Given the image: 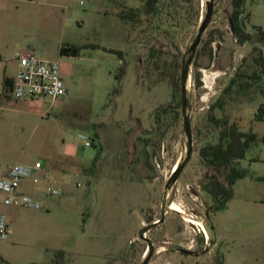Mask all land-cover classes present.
I'll list each match as a JSON object with an SVG mask.
<instances>
[{
	"label": "rangeland",
	"instance_id": "obj_1",
	"mask_svg": "<svg viewBox=\"0 0 264 264\" xmlns=\"http://www.w3.org/2000/svg\"><path fill=\"white\" fill-rule=\"evenodd\" d=\"M142 3L72 0L69 25L58 40H43L37 31L34 40L24 37L25 30L16 31L19 17L0 13V52L6 50L0 91L1 78L15 72L13 52L28 47L42 57L48 55L40 47L56 52L67 87L53 102L0 100V173L35 160L55 167L53 174L56 168L68 172L64 181L52 182L62 185L61 194L47 193L43 178L20 180L16 191L39 206L7 204L0 190L8 230L0 234V264L49 263L59 248L65 251L59 264H140L148 246L138 230L162 213L164 219L143 232L154 246L147 264H264V141L252 142L239 158L247 173L232 184L223 208L201 187L211 167L198 152L218 138L212 112L264 133V120L255 119L258 105L264 106L263 79L240 94L241 103L227 99L224 110L209 109L230 76L252 69L253 44L238 42L231 32L230 0H212L196 44L208 0H158L151 13L143 12ZM131 9L134 16H121ZM242 17L248 31L255 24L264 29V0H245ZM69 44L77 48L58 52ZM188 143L184 170L167 186ZM171 201L182 211L172 210Z\"/></svg>",
	"mask_w": 264,
	"mask_h": 264
},
{
	"label": "trees",
	"instance_id": "obj_2",
	"mask_svg": "<svg viewBox=\"0 0 264 264\" xmlns=\"http://www.w3.org/2000/svg\"><path fill=\"white\" fill-rule=\"evenodd\" d=\"M231 10L229 13V26L231 25L233 34L240 43H252L253 52L250 56V63L253 65L250 71L237 70L232 76L229 77L226 84L221 89L220 97L209 104V109L220 107L224 110V101L227 103L236 104L241 103L243 94L253 85L259 83L261 79L264 80V29L262 26L255 24L253 31H248L245 27L244 12L245 0H230ZM158 0H143L141 9L145 13H151L155 10ZM121 13L124 15H135V9L129 12ZM211 36L208 42L213 40ZM257 43V44H256ZM77 46L69 44L68 46H61L60 52L72 50L74 51ZM108 50L121 53L119 49L109 48ZM246 59V58H244ZM260 90L264 92L259 84ZM11 79L4 75L2 78V90L0 98L10 100L11 97ZM243 92V93H242ZM226 97V98H225ZM221 99V100H220ZM223 99V102H222ZM255 119L264 120V106L259 104L255 111ZM209 120L215 127L218 128V138L215 142H207L203 144L198 152L204 162L210 165L215 173V178L211 183L214 195L219 196V208L226 206L228 199L232 195V184L239 177L247 173V169L238 165L239 158L245 155L248 146L256 141L258 138L264 141V133L259 135L256 131L249 129L243 130L239 127L237 121L229 118V114L217 116L213 112L209 113ZM65 251L61 248L53 251L52 257L46 263L34 264H59L60 260L64 258ZM222 264L221 260L220 263Z\"/></svg>",
	"mask_w": 264,
	"mask_h": 264
},
{
	"label": "built area",
	"instance_id": "obj_3",
	"mask_svg": "<svg viewBox=\"0 0 264 264\" xmlns=\"http://www.w3.org/2000/svg\"><path fill=\"white\" fill-rule=\"evenodd\" d=\"M13 56L16 61L15 72L11 76L10 93L13 99L23 101L48 99L53 102L66 93L67 89L60 73L58 57H40L32 50H16ZM78 137L83 138L86 145L90 143L84 133L79 132ZM23 177L33 182H37L40 178L47 180L45 187L47 193L61 194L63 191L62 185H52V182L58 179L43 165L42 161L35 160L33 164L28 165L15 162L0 173V190L7 193L4 197L5 203L39 206V200L32 198L29 194L16 191ZM3 220L4 214H1L0 234L5 237L8 230Z\"/></svg>",
	"mask_w": 264,
	"mask_h": 264
},
{
	"label": "crops",
	"instance_id": "obj_4",
	"mask_svg": "<svg viewBox=\"0 0 264 264\" xmlns=\"http://www.w3.org/2000/svg\"><path fill=\"white\" fill-rule=\"evenodd\" d=\"M71 1L72 0H0V13L6 10L9 12H14V15L17 16V19L19 17V24L17 25L16 31L25 30V32L23 33L24 37H29L30 39L34 40L37 36L35 33L37 31L40 35L39 37H41L43 40H58L65 35L66 26L69 25V7ZM60 47L58 48L59 53H61ZM25 49L33 51V47H28ZM38 50L42 54H47L48 56L46 58L56 57V52L54 53L52 50H46L41 47ZM5 51L6 50L4 48L3 51L0 52V55L3 56V52ZM22 51L25 50L23 49ZM11 60L12 58H8L6 59V62H9ZM6 76L11 79L12 75ZM2 99L3 98H0V100ZM30 102L34 101H29V103ZM45 167L49 170L55 171L54 169H52L53 166ZM56 171L57 173H55L54 175L56 176L58 181L60 177L61 181H64L63 177H65L66 173H68L67 170L56 168Z\"/></svg>",
	"mask_w": 264,
	"mask_h": 264
},
{
	"label": "water",
	"instance_id": "obj_5",
	"mask_svg": "<svg viewBox=\"0 0 264 264\" xmlns=\"http://www.w3.org/2000/svg\"><path fill=\"white\" fill-rule=\"evenodd\" d=\"M211 9H212V0H208L207 11H206V13L204 15V18H203V21L201 23V26H200L197 34H196L194 44H196L199 41V39H200V37L202 35V32L204 31L205 24H206V19L209 17V14L211 13ZM230 28H231V25H230ZM231 32L233 33L232 29H231ZM187 76H188V70L186 68H184L182 70V74H181V77H180L182 109H184V106H185V86H186ZM191 151H192L191 143H188V150L186 152V158L185 159H188V157L190 156ZM163 219H164V215L162 213L161 216L159 217V219L149 222L143 228L138 230V235L141 238H143L144 240L147 241V246H148L147 254H146L145 258L143 259V261L140 264H147L151 254H152V251L154 249L152 241L150 240L149 237L145 236L143 232L146 231L147 229L151 228L152 226H154L158 222L162 221ZM181 250L184 251V252H187V253L190 251L189 249H186V248H181Z\"/></svg>",
	"mask_w": 264,
	"mask_h": 264
},
{
	"label": "flooded vegetation",
	"instance_id": "obj_6",
	"mask_svg": "<svg viewBox=\"0 0 264 264\" xmlns=\"http://www.w3.org/2000/svg\"><path fill=\"white\" fill-rule=\"evenodd\" d=\"M184 124L187 125V120L186 119H184ZM187 141H189L188 137H187ZM187 148H188V146H187ZM185 158H186V156H185ZM185 158L181 162H179V164H177V166L173 167L172 172L169 174V176H168V178L166 180L167 186L171 185L172 182H175V180L178 178V176L184 170V167H185L184 165L186 164V162L188 160V159H185ZM213 173L214 172H213L212 169L208 173H205L204 180L202 181L201 187L203 188L204 191L208 192L209 197L211 199H213V201H216V202L218 201L219 202L220 197L214 195V193L212 191V187H211V183H212L213 179L215 178V175H214L215 173L214 174ZM208 213H209V211L206 210V215ZM155 220H157V219H155ZM157 224H155V225H157Z\"/></svg>",
	"mask_w": 264,
	"mask_h": 264
},
{
	"label": "bare ground",
	"instance_id": "obj_7",
	"mask_svg": "<svg viewBox=\"0 0 264 264\" xmlns=\"http://www.w3.org/2000/svg\"><path fill=\"white\" fill-rule=\"evenodd\" d=\"M176 166V165H175ZM174 166V167H175ZM169 207L172 208V210L182 211L181 207L176 203L175 201H171L168 203ZM189 221H193L191 218H186ZM204 230V229H203ZM205 231V230H204Z\"/></svg>",
	"mask_w": 264,
	"mask_h": 264
}]
</instances>
